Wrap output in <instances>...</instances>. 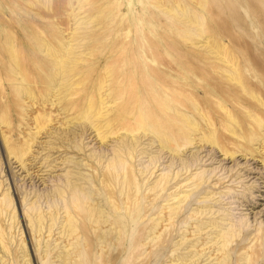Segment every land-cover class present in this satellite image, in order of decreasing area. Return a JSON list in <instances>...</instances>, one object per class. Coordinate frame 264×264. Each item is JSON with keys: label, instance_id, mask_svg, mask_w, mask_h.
Instances as JSON below:
<instances>
[{"label": "rangeland", "instance_id": "374dc122", "mask_svg": "<svg viewBox=\"0 0 264 264\" xmlns=\"http://www.w3.org/2000/svg\"><path fill=\"white\" fill-rule=\"evenodd\" d=\"M67 2L68 0H0V89L7 84L5 68L9 61L6 53L8 44H12L21 62L28 63L25 71L28 76H33L36 72L42 74L46 70L43 68L46 52L38 50L39 44L56 47L60 41L68 40L66 38L73 33L79 36L76 39L77 43H80L77 50L81 53L78 66L81 73L75 77L80 82L77 87V91H81L77 96L78 103L84 99L83 91L85 94L95 95L94 88L107 74L109 89L106 93H111V98L116 100L114 113L118 111L122 115L118 124L123 121L122 123L132 127L136 122L135 118L132 119L133 115L144 114L145 119H150L152 114L146 115L150 111L160 113L154 121L171 122L166 116L167 112L176 109L186 113L190 118L198 119L199 116L191 105L195 101L203 116L214 123L212 127L219 132L222 142L232 146L235 138L221 126L220 119L225 114L218 105L222 103L226 108L237 111L236 106L238 102L240 103L238 100L247 98L239 92L224 96L227 87L236 89L235 84L228 80L226 72L228 65L232 63L242 77L248 81L252 80L247 85L250 90L264 97V84L256 81L264 76V0H73V9L69 8ZM188 18H191V21L197 18L202 23L199 35L192 30ZM220 59H226L229 64ZM105 85L106 83L102 86ZM35 86L41 89L44 85L35 83ZM222 86H226L223 95L216 92L218 88L222 90ZM2 96L3 101L10 96L11 102H14L10 104L11 115L8 109L0 111V115L5 114L11 121L9 127L12 129V137L19 139L25 137L28 130H22L24 132L22 134L18 130V125L25 123L23 120L25 113L19 106L15 107L19 102L18 97L15 98L10 90H6ZM251 102L255 103L254 100ZM43 109L45 110L43 112H50L54 111L55 106L45 105ZM14 110L21 115L16 114ZM237 114L242 120H248L245 115ZM56 115V112H53L52 118L56 119ZM199 124L204 125V121L200 119ZM0 125L5 123L0 122ZM75 129L77 135H80V129ZM119 133L122 134L123 131ZM93 135L92 133L89 138L85 137L84 142L80 143L85 144L84 157L94 153V157H100L102 161L112 158V150L117 148L114 147L115 143L108 142L102 148ZM41 139L47 140L43 136ZM150 139L149 136L140 138V145L137 144V149L132 152L135 158H127L131 169L135 168L138 183L136 189L145 190L140 195V200L127 205L119 201L115 204V209H110L109 202L103 207L106 210L105 215L115 218L114 220L116 217L125 219L129 217V225L126 228L122 229L119 226L115 228V223H112L113 229L107 232L106 238L103 239L106 258L104 264H181L188 260L190 248L186 246L189 243L183 246L186 240L182 241L181 238L188 228L193 227L190 224L193 218H189V215L203 199L191 201L185 207L183 215L180 214L179 219L175 217L177 225L183 221L188 224L187 226L182 228L177 226L174 232H170L167 227V232L161 231L159 239H152V229L156 227L157 217V214L152 213L167 203L163 201L156 205L158 199L161 195H169L179 186L173 187L176 179H172L169 190L163 189L155 198L152 194L147 196L150 187L147 183L153 182L164 172L169 176L182 174L179 178L181 180L190 172L203 171L206 180L205 182L203 180V188L206 190L215 187L217 193L220 192L214 197L221 201L210 202L213 205L211 212H216L212 217L221 216L222 213L229 215L232 226L250 232L251 235L248 236H243L242 231L236 233L239 240H243L242 243H249L258 228L264 226V166L260 164L258 158L252 160L250 156H247V159L238 157L236 162L220 160L223 158L221 152L208 144L199 148V144L195 147L187 145L182 148L184 149L182 157L172 158L169 153L157 152L156 143L148 146ZM0 146V180L4 182L3 190L9 188L13 196L17 193L19 199L16 208L18 215L16 219L19 217V222L13 234L10 233L11 229L9 230L10 219L5 217L4 213L2 215L3 228H6L4 240L8 242V252L4 253L1 250L0 256L3 255L1 263L23 264L25 261V264H61L58 257L61 249L57 248V242L54 241L57 235L46 239L43 238L46 236L45 233L37 238L30 230L27 217L24 218V210L28 211L31 201L43 211L52 209L51 206L55 202L57 208L62 209L63 202L53 196V189L63 184L67 176L65 169L53 172L52 175L56 177L48 179L46 184L36 182L37 179H22L23 173L18 170L14 159L8 162L1 138ZM125 146L122 144L120 148L125 151ZM59 150L62 151L63 148ZM66 150L69 152L66 154L69 159L79 157L78 154L73 156L70 149ZM139 150H144V155L141 156ZM50 154L52 156L48 160L64 156L61 152L48 154L47 147H44V150H39L35 157L38 160ZM152 156L160 159L154 169ZM94 157L88 161L70 163L68 169L76 171L77 168H84L82 166L84 163L88 165L93 163V166L100 170L101 164L98 165V159ZM77 161L78 159H73V162ZM59 167L62 168L63 165ZM145 167L147 168L144 169ZM86 169L81 172L98 177L97 170L91 171V166H87ZM141 169L145 172L140 175ZM143 177L145 179L141 180ZM224 177L225 184L219 185L217 179ZM43 178L47 179L46 176ZM102 180L99 177L92 185L85 184V187L90 186L94 198L100 203L107 198V194L103 195L101 189L106 187ZM227 180L229 181L226 182ZM117 188L113 184L109 186L113 196L122 199L123 196L118 194ZM192 188L191 183L187 189L196 190ZM3 193L4 191L0 194V199ZM242 193L245 194L244 198ZM135 209L139 211V215H134ZM55 227L57 226L53 229ZM55 232H58L57 228ZM253 243L254 241L251 245ZM77 247L80 251V246ZM120 247L122 250L117 251ZM98 249L96 247L92 250L88 263L101 264L102 258L100 252L97 253ZM243 252L241 250L233 253V263L235 257L240 258ZM24 253L27 255L22 259ZM208 262L209 260H206L200 264Z\"/></svg>", "mask_w": 264, "mask_h": 264}, {"label": "bare ground", "instance_id": "6f19581e", "mask_svg": "<svg viewBox=\"0 0 264 264\" xmlns=\"http://www.w3.org/2000/svg\"><path fill=\"white\" fill-rule=\"evenodd\" d=\"M66 4L69 5L70 9H73V0H68ZM64 8L66 9V6ZM181 14L183 15V12ZM188 21L192 26V30L199 35L202 31V23L197 18L192 21L191 18H188ZM78 37V35L72 33L69 38H66L68 40L60 41L56 47L46 46L44 43L39 44L38 50L46 52L43 59V68L46 70L42 74L36 72L33 76H28L25 71L28 68V63L21 62L22 60L12 44H8L6 53L9 61L5 68L7 84L3 86V89H0V111L8 109V112H11L10 104L14 102H11L10 96L4 101L2 100L4 98L2 95L5 91L10 90L14 97L19 99L15 107L16 105L19 106L23 110L22 112L25 113L23 117L25 123L18 125L19 133H24V129L28 130V132L25 137L20 139L12 137V129L9 127L11 121L5 114H1L0 122L5 123V125H0V138L8 162L14 159V163L19 167L18 170L23 173L22 179H37L36 182L40 181L41 184H46L48 179L56 177L52 175L53 172L64 171L65 169V174L67 175L63 184L53 189V196L63 202L62 209L60 207L57 208L55 202L51 206L52 209L43 211L31 201L28 211L24 210V218L27 217L30 230L37 238L45 233L46 236H43V238L46 239L57 235L54 241L57 242V248L61 249V253L58 255L61 264H90L88 263L90 253L96 247L99 248L97 253L100 252L99 254L102 258L101 264H104L106 258L103 250L105 247L103 239L106 238L107 232L113 229L112 223H115V228L118 226L122 229L126 228L129 225V217L127 219L116 217V220H114L115 218H109L105 215L106 210L103 207L108 205V202L111 203L110 209H115V204L119 201H122L125 205L131 202L134 204L140 200V195L145 191L140 188L136 189L138 183L135 168L131 169V164L127 161L128 157L130 159L135 158L132 152L140 145V138L149 136L151 139L148 146L156 143L157 152L164 151L175 158H180L184 155V149L182 148L187 145L195 147L196 144H199V148L208 144V146L211 145L218 152H221L223 158L220 160L236 162L238 157L247 159V156H250L252 160L258 158L260 164L264 166V97L250 90L247 85L252 80L249 79L248 81L242 77L233 63L229 64L226 59H220L222 62L229 64L226 71L227 78L235 84L236 89H228V87L226 89V86H222V90L218 88L216 92L219 94L225 92L224 96L228 93L230 95L239 92L247 97L246 99L241 98V100H238L240 103L238 102L236 106L237 111L226 108L222 103L218 105L225 114L224 117L219 118L222 122L221 126L235 138L234 142L230 141L232 146L222 142L221 135L212 127L214 123L203 116L195 101L191 105L198 114V119L190 118L186 113L176 109L170 113L167 112L168 115L166 116L171 119V122L161 123L154 121V118L160 116V113L150 111L146 113V115L152 114L150 119H145L144 114L133 115L132 119L135 118L136 122L132 127L122 123L123 121L121 122L122 124H118L117 122L120 121L119 119L122 115L118 111L114 113L116 100L111 98V93H106L109 89L108 81H106L107 74L106 76L104 75V80L101 78L94 88L95 95L85 94L83 91L84 99L79 103L77 102L79 100H77V96L81 92L77 91L80 82L75 78L81 73L78 67L81 61V53L77 50L80 46V43L76 41ZM71 41H76V43L70 44L69 42ZM256 81L264 84V76L261 79H256ZM35 83H41L44 86L39 89L35 86ZM105 83L106 85L103 87L102 85ZM223 90L225 91L223 92ZM251 100H254L255 103L253 104ZM111 103L113 104L111 105ZM179 104L182 105L181 102ZM7 105L8 107H6ZM45 105L55 106L54 111L43 112L45 111L43 109ZM23 107L25 108L23 109ZM14 112L21 115L17 110H14ZM53 112L57 114L56 119L52 118ZM237 113L245 115L249 121L242 120ZM123 115L125 116L124 113ZM200 119L204 121V125L199 124ZM75 128L80 129V135H77ZM88 131L91 133H88ZM121 131H123L122 134L119 133ZM92 133L94 134L92 137L95 138L102 148L108 142L115 143L114 147L117 148L112 150V158L102 161L100 157H94V153L84 157L85 144L80 145V143L84 142L85 137L88 136L89 138ZM42 136L47 138V140H42ZM122 144L126 145L125 151L120 148ZM64 146L68 148H64ZM44 147H47L48 154L61 152L64 153V156L48 160L52 156L50 154L36 160V153L39 150H44ZM61 148H63L62 151L59 150ZM35 149H37V152H35ZM66 149H70L73 156L78 154L79 157H71L69 159L66 156L69 153ZM144 150H139L141 151L140 155H144ZM92 157L98 159V165L101 164L100 170L97 166H93V163H90V165L84 163L82 165L84 168H77L76 171L68 169L70 163L88 161ZM73 159H78V161L73 162ZM153 160L152 165L154 166L152 169L155 168L156 163L160 159L155 157ZM61 165H63L62 168L59 167ZM87 166L92 167L91 171L97 170L98 177H94L87 172L85 174L82 173L81 170H87ZM184 169L186 170V167ZM73 172H75V175ZM139 172L141 175L145 170L143 172L141 169ZM181 175L176 173L169 176L168 173L164 172L153 182L147 183L150 185L147 196L152 194L154 198L163 189L164 191L169 190L170 180L176 179L173 187L176 188L179 185L178 189H175L169 195H161L158 199L156 205L163 201L167 203L161 209H157L152 213L157 214L155 218L156 227L152 229V239H159L161 231L167 232V227H169L170 232H174L177 226L179 228L187 226L188 224L183 221L177 225L176 219H179L180 214L183 215L187 204L201 198L203 199L201 204L204 205L199 203L197 208L192 209L189 218H193L192 222L190 221L193 227L188 228V231L183 233L181 238L182 241L183 239L186 240L183 246L189 243L186 247L190 248L187 255L188 260H184V263L181 264H200L206 260H209L208 264H264V226L258 228L249 243H242L243 240H239V235H236V233L242 231L243 236H248L251 235L250 232L232 226L230 224V216L227 214L222 213L221 216L212 217L216 212H211L213 205L210 202L214 200L220 202L221 200H218V197H214L220 192L217 193L218 190L215 187L206 190L203 188V180L204 182L206 181L203 177L204 172H190L179 180ZM44 176L47 179H44ZM99 177L103 179L102 182L106 185L105 189L101 188L103 195L107 194V198L101 203L94 198L95 196L90 190V186L85 187L86 183L92 185L95 180L98 181ZM144 177L141 180H144ZM225 178L217 179L219 180V185L225 184ZM191 183L192 189L196 190L187 189ZM3 184L4 182L0 180V194L4 191L3 197L0 199V252L2 250V252L7 253L8 242L4 240V230L6 228H3L2 215L4 213L5 217L10 219L9 230L11 229L10 233L13 234L14 228L19 222V217L16 219L18 216L16 208L19 205V199L17 193L13 196V192L9 188L3 190ZM111 184L118 187L117 191L119 195L123 196L122 199H119L116 195L113 196L109 189ZM215 184L213 185L215 186ZM250 188L253 189L254 186ZM242 196L244 198L245 194L242 193ZM114 198L116 199L115 201L113 200ZM190 207L189 209H191ZM60 210L62 211L60 212ZM133 212L134 215H139L137 209ZM61 215L62 221L59 222ZM54 226L57 227L53 229ZM56 228L58 232H55ZM252 241L254 243L251 245ZM179 242L177 245H179ZM77 246H80V251ZM183 246H181V249H183ZM120 250H122V247L117 249V251ZM241 250L244 251L241 254L242 258L235 257V262L233 263V253ZM26 255L24 253L22 259ZM1 261H3V255L0 256V264H4ZM238 261H241V263H238ZM23 264H25V261Z\"/></svg>", "mask_w": 264, "mask_h": 264}]
</instances>
